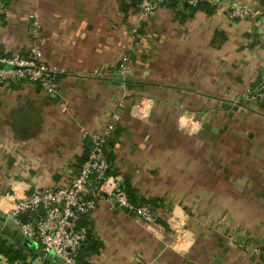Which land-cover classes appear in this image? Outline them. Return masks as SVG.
<instances>
[{
	"label": "crops",
	"instance_id": "obj_1",
	"mask_svg": "<svg viewBox=\"0 0 264 264\" xmlns=\"http://www.w3.org/2000/svg\"><path fill=\"white\" fill-rule=\"evenodd\" d=\"M135 1H9L0 55L26 51L35 10L43 59L67 74L58 94L28 82L0 84L1 204L66 185L87 157L82 130L100 131L114 117L113 172L160 220L174 226L172 216L179 218L185 243L175 246L169 233L101 202L86 219L99 244L79 252L87 264H264L248 248H264V105L242 100L264 72V21L225 16L229 4L264 10V0L206 3L212 12L203 3H162L131 49ZM125 52L132 58L126 80L74 74L110 69ZM142 98L153 104L132 112Z\"/></svg>",
	"mask_w": 264,
	"mask_h": 264
},
{
	"label": "built area",
	"instance_id": "obj_2",
	"mask_svg": "<svg viewBox=\"0 0 264 264\" xmlns=\"http://www.w3.org/2000/svg\"><path fill=\"white\" fill-rule=\"evenodd\" d=\"M9 1L21 0H0V17L7 14ZM172 1L188 6L201 3L216 4V0H138L135 5L138 19L129 42L131 49L137 42L142 21L148 18L160 4ZM225 16L231 21L261 16L264 21V10L232 3L226 7ZM40 28L38 14L33 10L29 14V43L26 51L0 55V84L28 82L39 85L48 93L58 94L57 80L67 73L64 69L47 64L43 59L42 51L37 44ZM131 70L132 58L125 52L120 56L117 64L110 69L94 68L91 71L81 70L74 74L95 77L112 74L126 80ZM242 100L263 104L264 72L260 74L256 83L244 92ZM144 102L148 105L153 104L152 99L142 98L131 111L143 109ZM120 105L124 106L123 101H120ZM182 118L188 121L191 113H185ZM116 128L113 117L100 131L82 130L81 138L89 144L87 157L78 165L76 174L66 185L35 189L28 194L16 193L12 196L10 206L2 205L3 196H0V215L10 220L26 240L42 246L46 253L62 258L65 264H83L79 260V252L86 241L87 229L81 223V219L94 211L101 202H106L110 209L126 211L136 221L145 224L151 230L153 228L155 233H169L174 237L175 246L180 247L185 243L186 231L180 225L179 218L172 216L175 224L173 226L168 221L160 220L149 204L133 202L124 188L122 176L112 172L107 152L109 141ZM248 248L264 256V248L258 246Z\"/></svg>",
	"mask_w": 264,
	"mask_h": 264
},
{
	"label": "trees",
	"instance_id": "obj_3",
	"mask_svg": "<svg viewBox=\"0 0 264 264\" xmlns=\"http://www.w3.org/2000/svg\"><path fill=\"white\" fill-rule=\"evenodd\" d=\"M138 0L135 1V4ZM199 6V5H198ZM200 6H202L204 9H206L208 12H212L214 9L212 7H210L208 4L203 3ZM108 157L110 158V154L107 152ZM113 172V170H112ZM124 188L126 189L129 198L135 202V203H139V204H143L146 202H136V198H135V194L132 191V188L129 184L128 180H125L124 182ZM148 204V203H147ZM87 216L82 217L81 219V223L86 227L87 229V238L86 241L84 242V244L82 245V248H80V252L81 250L84 251L85 248L83 249V246H85V244H90L89 245V249L90 250H94L97 248V245L99 244H95L93 241V235H92V230L91 228L88 226L87 223ZM25 254H29L31 257H36V253L35 252H28V251H24L21 250L19 248H17L12 242L10 243L8 241L7 238H5L3 235H0V263L2 260H4L7 264H16V261L18 260H22L24 261V264H31L29 262H26V255ZM83 252L81 253V255H79V260L83 263V264H87L86 261L84 260V255H82ZM43 264H51L48 261H44Z\"/></svg>",
	"mask_w": 264,
	"mask_h": 264
},
{
	"label": "water",
	"instance_id": "obj_4",
	"mask_svg": "<svg viewBox=\"0 0 264 264\" xmlns=\"http://www.w3.org/2000/svg\"><path fill=\"white\" fill-rule=\"evenodd\" d=\"M0 233L5 238L11 240L17 248L28 252H35L36 255L44 261L53 264H65L62 258L46 253L42 246L26 240L21 231H19L10 220H6L3 215H0Z\"/></svg>",
	"mask_w": 264,
	"mask_h": 264
}]
</instances>
